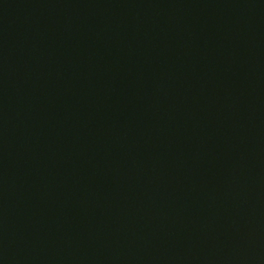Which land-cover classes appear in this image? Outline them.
I'll return each instance as SVG.
<instances>
[{
  "label": "water",
  "instance_id": "95a60500",
  "mask_svg": "<svg viewBox=\"0 0 264 264\" xmlns=\"http://www.w3.org/2000/svg\"><path fill=\"white\" fill-rule=\"evenodd\" d=\"M0 264H264V0H0Z\"/></svg>",
  "mask_w": 264,
  "mask_h": 264
}]
</instances>
